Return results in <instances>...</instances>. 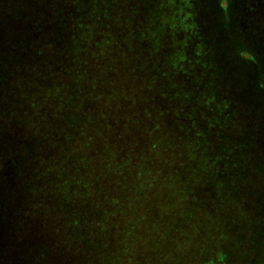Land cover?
Masks as SVG:
<instances>
[{
    "label": "trees",
    "instance_id": "1",
    "mask_svg": "<svg viewBox=\"0 0 264 264\" xmlns=\"http://www.w3.org/2000/svg\"><path fill=\"white\" fill-rule=\"evenodd\" d=\"M176 1L0 0L2 264L191 257L197 212L264 243V0Z\"/></svg>",
    "mask_w": 264,
    "mask_h": 264
},
{
    "label": "rangeland",
    "instance_id": "2",
    "mask_svg": "<svg viewBox=\"0 0 264 264\" xmlns=\"http://www.w3.org/2000/svg\"><path fill=\"white\" fill-rule=\"evenodd\" d=\"M198 1L204 2V0H198ZM228 1L232 2L233 0H214V5L216 7L220 8V5H221L222 8L220 10V13L222 15L223 13L221 11L224 10V8H225V11L227 10V12L229 8H231V11H232V7L229 5L231 3H229ZM176 2L180 4V10L177 11V17L175 18L176 21H174L173 23L178 25L179 23H181V19L183 18V16L189 10V7L192 6V4H195L196 0H193L194 3L192 4L190 2L180 1V0ZM172 4L174 5V3ZM166 9H167V6H166ZM177 19L180 20L179 23ZM167 23H170V22L167 21ZM227 57H228L227 59L229 63L228 65L230 68L234 63L238 64L236 68L238 70L236 71V73L239 74L241 72L239 69H241L242 66H244L245 64L241 62H237L236 54L233 51L229 52ZM227 66H226L225 71H228L230 69V68L227 69ZM224 106L229 107L230 110H232L233 112L234 110V108H232V106H234L233 103L225 102ZM235 111L238 112L237 109H235ZM256 113L255 111H248L245 115L241 114L240 117L244 119L247 118L251 122V129L249 130V132L251 134L254 133V135L259 136L264 133V124H263L264 121ZM201 121H204V120L201 119ZM201 121L199 120V122L197 123L200 124ZM205 130L208 131V133L210 132L222 133L221 130L211 131V128L209 127H206ZM230 133H237V130L230 132ZM256 133H262V134H256ZM257 149L255 150V152H257ZM248 167L249 166H247V168ZM245 168L246 167H244V169ZM257 172H259L260 175L263 176L264 175V165H258ZM257 200H258V203L261 204L264 199L262 200V198L259 197L257 198ZM247 201L251 202L250 199L242 198L240 201L234 202L233 204H231V206L232 205L235 206L237 204H243V203L246 204ZM253 201L256 202V197H254ZM208 202L211 204L209 200L207 201L201 200V201H198L197 204L204 206ZM213 212L214 211H211L208 214H202V213L197 212L195 214L197 218L205 220L206 223H205V228L203 232H200L199 234H195V236H192L193 242L191 243L195 244L194 246L196 247L193 248L192 245L190 246L191 257H187L186 256L187 254L181 253V256L177 255L175 258H167L163 261V263L164 264H244L245 262L248 263L247 261L250 260L252 264H259V263L264 264V243L262 245L257 244V247L253 248L254 249L253 251L255 253L252 256V253H250L251 250L246 249V246L248 245L247 240L251 241L250 235L243 236V234H237L236 233L237 231H235L234 228L230 229V224L232 222L236 224L234 225L236 227L238 226V224H241L249 220L250 217H248L247 215L243 213H237L236 215H234L233 212H228V213H225L219 216L216 213L213 214ZM244 216H247V217H244ZM263 220L264 219H262V221ZM219 222H220V225H219ZM186 231L187 229H185V232H182L181 235L183 236L185 233H188ZM195 237H196V240H195ZM178 240L182 241V238L177 239V242H179ZM203 243L208 244L207 249L203 247ZM171 246L172 245L165 246L167 249V254L172 251L173 247ZM185 258H188L189 261L184 260ZM0 264H2L1 260H0ZM156 264H160V263H156Z\"/></svg>",
    "mask_w": 264,
    "mask_h": 264
}]
</instances>
